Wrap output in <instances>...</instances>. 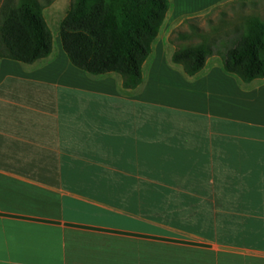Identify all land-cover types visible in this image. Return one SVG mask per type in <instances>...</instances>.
<instances>
[{
    "label": "crops",
    "instance_id": "1",
    "mask_svg": "<svg viewBox=\"0 0 264 264\" xmlns=\"http://www.w3.org/2000/svg\"><path fill=\"white\" fill-rule=\"evenodd\" d=\"M148 60L0 59V264H264V78Z\"/></svg>",
    "mask_w": 264,
    "mask_h": 264
},
{
    "label": "trees",
    "instance_id": "2",
    "mask_svg": "<svg viewBox=\"0 0 264 264\" xmlns=\"http://www.w3.org/2000/svg\"><path fill=\"white\" fill-rule=\"evenodd\" d=\"M169 0H73L59 25L62 50L77 69L98 76L122 78L134 90L142 67L152 54ZM37 0H18L0 24V59L32 64L50 55L53 38ZM213 55L210 44L176 50L171 62L188 76L198 74ZM223 71L247 84L264 78V21L249 17L221 55Z\"/></svg>",
    "mask_w": 264,
    "mask_h": 264
},
{
    "label": "rangeland",
    "instance_id": "3",
    "mask_svg": "<svg viewBox=\"0 0 264 264\" xmlns=\"http://www.w3.org/2000/svg\"><path fill=\"white\" fill-rule=\"evenodd\" d=\"M42 6L43 18L51 31L54 50H62L59 25L73 0H37ZM18 0H0V24L6 12ZM170 7L148 58L146 70L159 62L163 71L174 66L171 56L176 50L206 40L213 55L206 66H221V55L229 41L237 35L249 17L264 21V0H169ZM181 68V67H179ZM181 70V69H179Z\"/></svg>",
    "mask_w": 264,
    "mask_h": 264
}]
</instances>
